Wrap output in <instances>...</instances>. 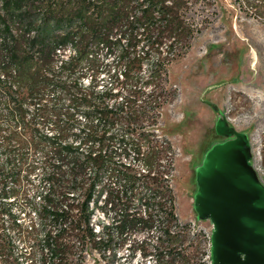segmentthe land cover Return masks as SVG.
I'll list each match as a JSON object with an SVG mask.
<instances>
[{
  "label": "trees",
  "instance_id": "obj_1",
  "mask_svg": "<svg viewBox=\"0 0 264 264\" xmlns=\"http://www.w3.org/2000/svg\"><path fill=\"white\" fill-rule=\"evenodd\" d=\"M191 1L0 0V117L10 126L0 144L13 147L22 157L45 144L52 155L45 163L48 172L42 181L49 188L38 191V201H32L33 206H40L35 214L46 228L47 253L41 256L42 264L63 262L64 255L72 252L73 234L67 231L81 223L85 250L97 252L104 264H131L127 258L123 263L117 261L116 245L122 244L127 245L129 257L138 254L144 259L154 253L153 264H160L164 257L167 264L174 262L169 258L174 256L170 246L176 241L175 232L182 230L172 231L169 223L183 225L174 214L171 147L154 128L161 107L154 85L164 78L170 60L184 54L199 33L187 17ZM67 47L72 54L61 60L60 53ZM109 62L122 66V71L110 75L109 85H99V72ZM56 64L58 73H66L65 81L56 71L42 73L43 67L53 71ZM84 66L94 72L87 85L75 74ZM49 87L68 97L75 111L84 113L87 128L78 144L65 141L74 125L73 116L64 123L56 118L61 113L58 104L49 108L43 102L41 92ZM45 116L50 122L44 121ZM147 119L153 120L152 130H140ZM46 123L57 133L41 134L40 125ZM87 142L89 150L82 153L79 146ZM115 142L118 148L113 147ZM130 155L141 163L140 172L121 165V159ZM115 157L119 166L110 175L123 181L121 190L97 188L96 183L84 188L80 177L91 178L92 162L108 163ZM17 163L7 158L0 166V195L4 197L0 209L13 217L16 226H22L7 208L12 204L8 199L18 191L21 176L30 177L34 168L23 174L24 161ZM4 170L7 173L1 174ZM95 211L102 216L113 213V223L95 229ZM152 227L162 230L149 238ZM31 229L28 235L36 233ZM138 233L141 239L136 238ZM6 237L3 233V240Z\"/></svg>",
  "mask_w": 264,
  "mask_h": 264
},
{
  "label": "rangeland",
  "instance_id": "obj_2",
  "mask_svg": "<svg viewBox=\"0 0 264 264\" xmlns=\"http://www.w3.org/2000/svg\"><path fill=\"white\" fill-rule=\"evenodd\" d=\"M187 17L193 27L199 29V33L194 36L190 48L184 54L170 60L164 78L155 82L157 102L161 107L158 125L154 128L159 130L171 147L173 170L170 187L174 214L183 225L179 228L174 227L175 222L169 223L172 231L182 230L175 232L177 237L173 241H176L170 246L174 256L169 257L170 254H167L174 262L169 264H206L204 256L210 253L213 225L209 219L197 218L194 208L198 189L196 170L212 147L234 140L216 134L215 125L219 119L225 120L230 127L247 136L251 148V166L264 186V0H192ZM60 54V59L66 60L72 50L67 47ZM106 64L104 70L99 72V85H109L110 75L114 71L117 74L122 71V66L112 62ZM54 71L63 81L66 80V73H58L57 64L53 71H50V67L42 68L44 75ZM146 72L147 68L143 67L141 73ZM75 74H79L82 84L87 85L94 72L84 66L78 68ZM67 80L70 82V79ZM41 96L44 103L48 102L49 108L58 104L56 107L61 109L60 115L56 117L58 120L65 123L66 119L73 116L74 125L66 132L65 141L78 144L84 136L82 130L87 128L81 109L75 111L71 108L69 98L53 87L46 88ZM57 98L60 103L55 102ZM43 118L50 122L49 117ZM153 125V120L147 119L140 130L144 127L152 130ZM0 128L1 139L10 130L9 123L3 117H0ZM55 129L47 123L40 125L41 134L51 136L57 133ZM115 129L119 131L120 127ZM75 136L78 137L75 139ZM118 145L119 142H115L113 147L118 148ZM79 147L85 153L89 150V143ZM49 151L50 148L43 144L37 151H26V156L22 157L18 151L14 152L13 147L0 144V166H3L7 158H11L15 164L24 161L23 174L29 168H34L30 177L21 176L18 191L8 199L12 204L7 208H11V213L22 226H16L13 217L0 209V264H42L41 256L47 253L43 241L46 228L40 225L35 214L40 206H33L32 201H38V191L49 188L42 182L48 172L45 163L52 157ZM118 159L115 157L108 163L92 162L91 178L88 175L80 177L84 188L96 183L99 186L97 188L109 190L114 187L121 190L123 181L110 175L115 166H119L116 164ZM121 165L129 166L134 172H140L143 168L132 155L121 159ZM6 173V170L1 172ZM0 200H4L1 195ZM138 208L136 205L135 211H139ZM113 216V213L102 216L95 211L93 227L97 229L103 224L113 223ZM31 228L36 233L28 235ZM69 229L67 233L73 234L70 242L72 252L64 255L63 262L56 260L54 264H104L97 252L85 250L84 224L76 227L71 225ZM151 230H148V237L158 235V230L162 229L152 227ZM3 233L9 237L3 240ZM142 237L138 233L136 238ZM163 240H166L164 234ZM116 248L118 263H123L127 258L131 264H140L141 260H149L153 264L156 258L154 253L152 257L144 259L135 254L129 257L127 245H116ZM166 259L164 257L160 264H167Z\"/></svg>",
  "mask_w": 264,
  "mask_h": 264
},
{
  "label": "water",
  "instance_id": "obj_3",
  "mask_svg": "<svg viewBox=\"0 0 264 264\" xmlns=\"http://www.w3.org/2000/svg\"><path fill=\"white\" fill-rule=\"evenodd\" d=\"M215 132L234 140L212 147L196 170L197 218L213 225L211 264H264V186L250 163L249 140L223 119Z\"/></svg>",
  "mask_w": 264,
  "mask_h": 264
},
{
  "label": "built area",
  "instance_id": "obj_4",
  "mask_svg": "<svg viewBox=\"0 0 264 264\" xmlns=\"http://www.w3.org/2000/svg\"><path fill=\"white\" fill-rule=\"evenodd\" d=\"M204 260L206 261V264H211V254L210 253H206L205 256H204ZM149 263H150V261L147 260L146 264H149ZM135 264H137V262H135Z\"/></svg>",
  "mask_w": 264,
  "mask_h": 264
}]
</instances>
